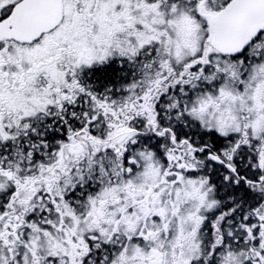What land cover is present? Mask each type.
Segmentation results:
<instances>
[{
  "label": "snow or ice",
  "instance_id": "1",
  "mask_svg": "<svg viewBox=\"0 0 264 264\" xmlns=\"http://www.w3.org/2000/svg\"><path fill=\"white\" fill-rule=\"evenodd\" d=\"M0 264H264V0H0Z\"/></svg>",
  "mask_w": 264,
  "mask_h": 264
}]
</instances>
